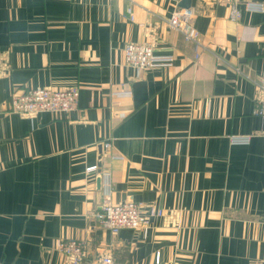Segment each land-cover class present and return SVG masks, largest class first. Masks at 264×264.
<instances>
[{
  "label": "crops",
  "instance_id": "obj_1",
  "mask_svg": "<svg viewBox=\"0 0 264 264\" xmlns=\"http://www.w3.org/2000/svg\"><path fill=\"white\" fill-rule=\"evenodd\" d=\"M179 1L0 0V264H65L66 238L88 264H264V0H190L198 40L168 26ZM143 41L170 62L128 67ZM68 85L67 113L11 111ZM106 195L170 215L111 234L92 216Z\"/></svg>",
  "mask_w": 264,
  "mask_h": 264
},
{
  "label": "built area",
  "instance_id": "obj_2",
  "mask_svg": "<svg viewBox=\"0 0 264 264\" xmlns=\"http://www.w3.org/2000/svg\"><path fill=\"white\" fill-rule=\"evenodd\" d=\"M229 2L232 6L233 15L237 14L236 4L245 2L251 10H263L262 3L251 2L249 0H218ZM190 13L185 9L175 10L168 19V26L180 30L185 39L198 40V32L189 23ZM124 62L128 67L135 70L149 69L161 66L170 62L169 55H161L155 52L152 41L126 42L123 46ZM259 90V104L255 110L264 118V71L257 77ZM78 87L76 85L63 86L62 88H52L49 86L29 88L15 94L11 98V111L22 116H34L40 112H50L54 114H64L73 110L77 105ZM247 140L248 136L240 137ZM239 140V138H233ZM103 149L108 148L109 142L101 144ZM96 166H89L85 169L87 174L96 172ZM170 213L162 208L150 206L146 209L140 202L125 200L112 203L106 195L100 203L98 210L92 212V216L99 224L107 228L111 234H116L122 228H130L146 232L150 217L166 216ZM56 248L63 254L65 264H88L86 260L85 242L76 238L57 239ZM159 256L155 258L158 264ZM95 264H113L110 252L100 254Z\"/></svg>",
  "mask_w": 264,
  "mask_h": 264
},
{
  "label": "water",
  "instance_id": "obj_3",
  "mask_svg": "<svg viewBox=\"0 0 264 264\" xmlns=\"http://www.w3.org/2000/svg\"><path fill=\"white\" fill-rule=\"evenodd\" d=\"M179 8H189L190 7V0H180L177 4ZM98 181V180H97ZM99 182V181H98Z\"/></svg>",
  "mask_w": 264,
  "mask_h": 264
}]
</instances>
